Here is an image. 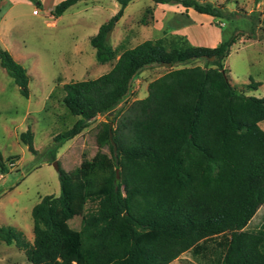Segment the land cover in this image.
<instances>
[{
    "label": "trees",
    "instance_id": "obj_1",
    "mask_svg": "<svg viewBox=\"0 0 264 264\" xmlns=\"http://www.w3.org/2000/svg\"><path fill=\"white\" fill-rule=\"evenodd\" d=\"M79 1L61 0L52 14ZM115 1L117 12L90 44L99 63L117 58L98 77L63 85L62 103L77 119L54 136L49 151L54 160L66 141L113 111L115 148L109 121H101L98 149L82 175L83 197L95 205L72 227L62 186L32 207V241L12 226H0V240L23 250L27 264H169L184 252L199 264H264V218L249 227L264 204V96L246 95L227 79L224 59L235 36L214 47L181 35L112 47L106 32L133 0ZM177 1L221 17L210 3ZM167 63L171 69L148 83L145 97L116 109L143 70ZM0 66L27 97V71L6 49ZM20 137L33 150L31 131ZM58 176L64 186L71 179L60 166Z\"/></svg>",
    "mask_w": 264,
    "mask_h": 264
},
{
    "label": "rangeland",
    "instance_id": "obj_2",
    "mask_svg": "<svg viewBox=\"0 0 264 264\" xmlns=\"http://www.w3.org/2000/svg\"><path fill=\"white\" fill-rule=\"evenodd\" d=\"M59 1L0 0V48L6 49L29 76L25 97L0 66V226L21 230L29 241L33 239L31 209L43 196L59 195L63 186L74 213L70 224L76 229L81 217L95 205L83 197L82 175L98 149L94 135L99 123L110 121L97 116L59 147L55 159H51L54 136L77 119L62 103L63 85L98 77L117 58L99 63L90 44L99 26L117 12L119 4L115 0H80L56 17L52 9ZM198 1L219 8L221 17L186 8L177 0H133L108 29L107 40L112 47L122 43L132 47L146 39L167 42L181 35L193 45L214 47L234 35L235 42L224 59L227 79L246 95L264 96V0ZM169 69L159 65L143 70L116 109L145 97L148 83ZM255 82L259 85L254 89L249 83ZM259 126L264 130V120ZM27 129L32 133L33 150L20 137ZM59 166L71 177L65 186L59 180ZM263 217L264 204L249 227L257 228ZM27 263L23 250L0 240V264ZM170 264L199 263L184 252Z\"/></svg>",
    "mask_w": 264,
    "mask_h": 264
},
{
    "label": "water",
    "instance_id": "obj_3",
    "mask_svg": "<svg viewBox=\"0 0 264 264\" xmlns=\"http://www.w3.org/2000/svg\"><path fill=\"white\" fill-rule=\"evenodd\" d=\"M108 34H109V30L106 32V35H105V38L107 39L108 38ZM165 65H167V66H171V64L170 63H167V64H165ZM112 114H113V111H110L109 112V119H110V121H109V137H110V141H111V143L113 144V147L115 148V144H114V142H113V140L111 139V131H110V128H111V126H112ZM54 166H55V168H56V170H57V164H56V162H54ZM118 179V173L116 172V180Z\"/></svg>",
    "mask_w": 264,
    "mask_h": 264
},
{
    "label": "crops",
    "instance_id": "obj_4",
    "mask_svg": "<svg viewBox=\"0 0 264 264\" xmlns=\"http://www.w3.org/2000/svg\"><path fill=\"white\" fill-rule=\"evenodd\" d=\"M263 218H264V217H263ZM260 224H261V223H260ZM260 224H259V225H260ZM178 257H179V256H178ZM178 257H177V258H178ZM174 260H175V259H174ZM169 264H170V263H169Z\"/></svg>",
    "mask_w": 264,
    "mask_h": 264
}]
</instances>
